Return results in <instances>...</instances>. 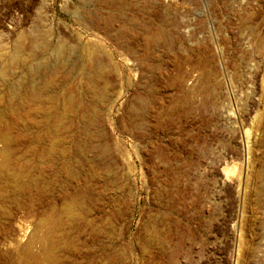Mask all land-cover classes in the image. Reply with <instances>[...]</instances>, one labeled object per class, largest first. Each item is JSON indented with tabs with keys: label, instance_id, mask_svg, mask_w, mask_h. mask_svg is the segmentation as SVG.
I'll use <instances>...</instances> for the list:
<instances>
[{
	"label": "rangeland",
	"instance_id": "obj_1",
	"mask_svg": "<svg viewBox=\"0 0 264 264\" xmlns=\"http://www.w3.org/2000/svg\"><path fill=\"white\" fill-rule=\"evenodd\" d=\"M144 2L0 0V109L76 108L0 141V264H264V0Z\"/></svg>",
	"mask_w": 264,
	"mask_h": 264
},
{
	"label": "bare ground",
	"instance_id": "obj_2",
	"mask_svg": "<svg viewBox=\"0 0 264 264\" xmlns=\"http://www.w3.org/2000/svg\"><path fill=\"white\" fill-rule=\"evenodd\" d=\"M111 1H114V0H111ZM152 0H146V3L147 5H145L144 7H149L151 5V2ZM123 6V5H122ZM121 6V7H122ZM125 14V13H124ZM114 16V15H113ZM126 18V16H125ZM120 19V21L123 23H125L124 25V28H122L121 30L118 31V33H120V35H125V36H133L134 33H136V28L134 27L135 25L133 23H130V21H127L125 22L124 21V16H121V14H117L116 16L113 17V20H118ZM112 20V19H111ZM127 20V19H126ZM161 29V27H159ZM162 30V33H163V28L161 29ZM161 30H160V33H161ZM159 33V31H158ZM159 33V34H160ZM164 34V33H163ZM119 35V34H118ZM161 35V34H160ZM164 36V35H163ZM162 36V37H163ZM144 42V41H143ZM151 43L152 41H149V40H145V45H142L143 47H141L140 49V52H141V59L143 61V59L145 58L146 54L148 53L149 50H152V46H151ZM143 44V43H142ZM153 45V44H152ZM135 47V46H134ZM155 48V47H154ZM83 50V49H82ZM88 50V49H87ZM132 50V49H131ZM96 51V50H95ZM135 51V50H133ZM139 51V50H138ZM78 52V51H77ZM83 52V51H82ZM85 52V51H84ZM86 53V52H85ZM92 53V52H91ZM136 54V52H134ZM139 53V52H138ZM96 54V52H95ZM100 54V53H99ZM98 54V55H99ZM93 55V54H92ZM67 56V55H66ZM71 56V55H70ZM74 56V55H73ZM90 56V55H89ZM95 56V55H94ZM135 56V55H134ZM69 57V55H68ZM80 58H82V55H79ZM93 58V56H91ZM138 57V56H137ZM70 58V57H69ZM66 59V58H65ZM71 59V58H70ZM78 59V58H77ZM76 59V60H77ZM75 60V59H74ZM67 64L70 63V60L67 59ZM73 61V60H71ZM76 62V61H74ZM91 62V60H90ZM96 62V61H95ZM78 63V61L76 62ZM80 63V62H79ZM78 63V64H79ZM94 64V63H93ZM96 64V63H95ZM94 64V65H95ZM71 65V64H70ZM88 65V64H87ZM75 67V64L72 65ZM82 66V64H81ZM93 66V65H92ZM96 66V65H95ZM85 67L83 65V71L85 70ZM90 67H91V64H90ZM90 67H88L90 69ZM148 67V66H147ZM76 69V68H75ZM80 69V68H79ZM94 69V68H93ZM82 70V68H81ZM92 71V70H91ZM80 72V71H79ZM88 74V73H87ZM32 79V78H31ZM30 79V80H31ZM51 80V79H50ZM33 81V80H32ZM48 81V80H47ZM45 83V82H44ZM48 83V82H46ZM45 83V85H46ZM31 84V82H30ZM34 84V82H33ZM33 84L30 86L31 87V93H30V98L28 100V103L29 101L31 100H34V99H38V101H41V99L45 98L44 100L49 103L52 107L51 111L50 112H47L48 110H45V105L43 106V104H37L36 106L33 107L34 109V112L30 113V115H24L25 114V111L19 113V111H17L18 113L16 112H13L15 110H12V113H8L7 111H4V110H1L0 109V141L1 142H4V144L6 143H10V142H21V143H27L29 144V148L28 149V154L29 155H35L37 150L34 148V146H37L35 144H42V143H45L47 146L45 147V149H42L44 152L46 153H49V156L50 154H52L54 151V148H55V138H58L57 135H56V128H57V125H61L60 127L64 129H69V126L71 125V121L72 119H74L75 115H76V112H75V109H73L75 106L74 104L71 102L73 100H69L68 97L67 99H63L64 101L61 103V104H58V103H55V101L58 99V96H57V92L55 91V89L53 90V81L51 80L50 81V84L47 85L46 87L43 86L42 89H40L39 87H37V89L35 87H33ZM51 85V86H50ZM53 85V86H52ZM33 87V88H32ZM39 88V89H38ZM101 88V87H100ZM43 89H46L45 91ZM68 89V88H67ZM93 91V90H92ZM92 93V92H91ZM98 93V92H97ZM26 94V93H25ZM100 94V93H99ZM101 95V94H100ZM26 96V95H25ZM24 96V98H25ZM28 96V94H27ZM21 97V96H20ZM66 98V97H64ZM40 99V100H39ZM24 100V99H23ZM25 102L26 99L24 100ZM23 101V102H24ZM35 101V100H34ZM33 101V102H34ZM37 101V102H38ZM22 102V103H23ZM44 102V101H43ZM21 103V102H20ZM19 103V104H20ZM74 107H72V104ZM31 104V103H30ZM49 105V106H50ZM21 106V105H20ZM32 106V105H31ZM48 106V107H49ZM6 107V106H5ZM22 107V106H21ZM9 108V107H8ZM7 108V109H8ZM50 109V107L48 108ZM11 111V108L8 109ZM31 110V109H30ZM28 112V113H27ZM29 110L26 111L27 114H29ZM87 112V111H86ZM36 114H39V115H42L44 120H45V131L43 134H39L38 131L36 130L38 128V123L35 119H34V116ZM100 116V115H99ZM22 117H26V119L29 118V123L28 121L26 122V126L23 127V129H21V127L18 126V122L21 120ZM28 117V118H27ZM97 118V117H96ZM24 119V118H23ZM22 119V120H23ZM25 120V119H24ZM23 120V121H24ZM73 122V121H72ZM87 123V122H86ZM91 123V122H90ZM95 124V123H94ZM73 126V125H72ZM19 127V128H18ZM35 129V131H37V133L35 134H31V130ZM59 129V127H58ZM61 129V128H60ZM72 130V129H71ZM62 131V130H61ZM80 132V131H79ZM14 134L15 136H12ZM68 135V134H67ZM53 136H55V138L53 139ZM67 138V137H66ZM65 138V139H66ZM60 139V137H59ZM69 138H67V141H68ZM52 140V141H51ZM63 140V139H62ZM61 141V140H59ZM58 141V142H59ZM64 141V140H63ZM56 142V145L57 143ZM18 143V144H19ZM54 143V145H53ZM68 143V142H67ZM76 143V142H75ZM34 144V145H33ZM7 145V144H6ZM43 145V144H42ZM59 145L63 146L64 144L63 143H59ZM31 146V147H30ZM60 147V146H59ZM67 147V146H66ZM78 147V146H77ZM58 148V147H57ZM65 148V147H64ZM97 148V147H96ZM10 149V148H9ZM67 149V148H65ZM3 150V149H2ZM41 150V151H42ZM40 151V152H41ZM76 151V150H75ZM79 153V152H78ZM101 153V152H100ZM27 155V154H26ZM52 155H55V154H52ZM6 157V155H5ZM52 157V156H51ZM55 157V156H54ZM53 158V157H52ZM57 158V157H56ZM67 158V157H65ZM31 159V158H30ZM13 160V159H12ZM55 159H50L49 162H53ZM12 161L10 162V160L8 158H6L5 160H0V185L2 183H4V181L6 183H8V181L11 182V179L15 178H11L13 175H12V170L14 169L13 166L10 167ZM68 163V162H66ZM13 165V163H12ZM17 165V164H16ZM15 163H14V166H16ZM10 167V168H9ZM19 167V166H18ZM67 167H70V165H68ZM11 168H13L12 170H10ZM12 171V172H11ZM16 176V175H14ZM14 181V180H13ZM67 211V210H66ZM69 212V211H68Z\"/></svg>",
	"mask_w": 264,
	"mask_h": 264
}]
</instances>
